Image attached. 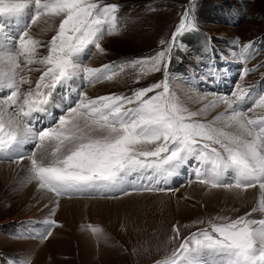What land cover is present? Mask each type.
Here are the masks:
<instances>
[{"label":"snow or ice","instance_id":"1","mask_svg":"<svg viewBox=\"0 0 264 264\" xmlns=\"http://www.w3.org/2000/svg\"><path fill=\"white\" fill-rule=\"evenodd\" d=\"M118 8L105 0H0V91L14 89L0 106V156L23 159V153L30 152L31 179L57 197L91 196L101 190L128 194L129 186L158 191L154 183H167L182 167L195 165L191 176L201 185L229 190L258 187L264 212V117H249L253 108L243 107L254 100L251 93L241 89L219 96L227 106L220 114L223 128L216 126L220 116L196 119L198 112L175 102L169 79L171 55L165 60L171 44L120 66L121 71L130 66L140 67L141 73L144 67L162 73L152 85L130 95L96 98L80 90V81L94 84L117 75L108 72L109 65H83V57L91 46L106 52L101 41L113 33ZM42 17L58 18V28L43 44L28 31L30 23ZM196 29L194 13L189 18L186 10L171 38L183 43V35ZM39 47L47 51L38 61L45 70L35 88L22 93L20 85L32 81L19 73L37 63ZM74 80L77 83L70 85ZM255 106L264 107V95L254 100ZM54 107L60 109L58 119ZM144 145L153 147L144 150ZM46 149H50L47 158L38 156V150ZM256 210L236 218L216 217L210 228L184 237L164 264H203L200 256L205 250L217 257L218 264H264V218H247ZM173 232L179 236L175 225Z\"/></svg>","mask_w":264,"mask_h":264},{"label":"rangeland","instance_id":"2","mask_svg":"<svg viewBox=\"0 0 264 264\" xmlns=\"http://www.w3.org/2000/svg\"><path fill=\"white\" fill-rule=\"evenodd\" d=\"M105 2L119 6L116 27L101 41L106 52L100 53L91 46L83 57V65L94 68L109 65L108 72L117 75L94 84L81 82L80 90L90 98L113 93L130 95L132 90L146 88L160 80L162 73L149 67H144L141 73L140 67L125 66L121 71L120 66L136 58L152 56L169 44L172 51L166 53L165 60L171 55L169 79L175 102L189 112H198L196 119L211 121L220 116L216 126L223 128L224 117L220 114L225 112L226 106L218 108L223 104L219 102L220 95L241 89L251 93L254 100L264 95V0ZM186 10L189 18L194 13L197 29L184 34L183 43L180 38L173 41L171 34ZM23 23L21 21L20 26ZM56 28L58 18L42 17L30 23L28 31L43 44ZM162 40L167 44H161ZM45 55L46 48L39 47L35 57L37 63L24 66L19 73L32 81L31 85H20L22 93L29 87L35 88V81L45 70L38 61ZM144 63L147 65L151 61ZM12 90L0 92V97L6 100ZM153 94L148 93L149 96ZM254 100L243 106L253 108L248 116L264 117V107H254ZM1 101L0 105L4 104V100ZM56 111L58 119L60 110ZM152 147L143 146L144 150ZM49 150L42 153L38 150V156L47 158ZM24 154L31 173V153ZM16 160L15 156H0V163H18L21 159ZM194 167H182L178 170L180 174L167 183H154V188L161 189L158 191L133 190L129 186L128 194H104L101 190L91 196L57 197L52 193L65 201L102 197L100 201L89 203H67L64 208L52 197H42L40 191H34L32 174L20 180L19 175L11 173L0 179V264H164L184 237L198 229L210 228V222L218 216L236 218L256 208L247 218H264L259 215L264 212L260 211L258 188L213 189L191 176ZM139 183L137 181L135 187L138 188ZM231 191L236 194L229 204L227 198ZM241 195L243 201H239ZM173 225L179 229V236L173 232ZM211 256L213 254H202L200 259L213 263Z\"/></svg>","mask_w":264,"mask_h":264},{"label":"bare ground","instance_id":"3","mask_svg":"<svg viewBox=\"0 0 264 264\" xmlns=\"http://www.w3.org/2000/svg\"><path fill=\"white\" fill-rule=\"evenodd\" d=\"M6 20H7V18H5ZM23 21V20H22ZM20 24H21V21L19 22V26H20ZM12 27H13V30H16V28H17V25L16 24H13L12 25ZM5 71H7L6 69H5ZM80 82H83V81H80ZM69 84L70 85H75L76 84V80H74V81H70L69 82ZM5 90H7V89H5ZM0 92H2V91H0ZM210 98V97H209ZM211 98H213V96H211ZM1 100H5V99H0V101ZM3 101H1L0 103H2ZM2 106H3V104H1ZM0 105V106H1ZM226 105L225 104H222V106H220L219 105V109L220 108H222V107H225ZM226 108H227V106H226ZM223 109V108H222ZM52 111H54V112H58V111H56V110H60L58 107H54L53 109H51ZM34 115H38V114H34ZM221 123H223V125H224V119L222 120V122ZM222 125V124H221ZM228 129H231L232 131H235V129L234 128H228ZM16 155H18V154H16ZM23 156H25V154L23 153ZM18 160H20V159H17L16 161H18ZM29 164H28V161H27V159L25 158V157H23V159H21L18 163H9V162H2V163H0V179H3V177H5V176H7V175H10L11 173H16L17 175H19L20 176V180L22 179V180H24V178H30V172L28 171L29 170V166H28ZM33 189H34V191L36 190H38V191H40L39 193L41 194V196L42 197H45V195L46 196H49V197H52L53 198V200L54 201H56V202H58V203H61L62 204V206H63V208L65 207V204H67V203H78V202H94L95 200L96 201H100V200H102V197H99L98 199L97 198H85V199H83L82 198V200H80L79 198H76V199H67L66 201L65 200H60V199H58V198H55L53 195H52V193L51 192H49V191H47L46 189H41L40 187H39V185H38V182L37 181H33V183H32V186H31ZM205 188V187H204ZM258 188V187H257ZM210 189V188H209ZM208 192H209V190H208ZM258 192H259V189H258ZM234 194H236V192H234V191H231V194H229V197L227 198L228 199V203L230 204V201H232L233 199H234ZM214 197V196H213ZM239 197H240V199H239ZM238 198H237V200L239 199V201L240 200H244L243 199V196L241 195V196H239ZM51 200V199H50ZM235 200V199H234ZM108 201H110V200H108ZM42 204H44L43 202H42ZM259 215L260 216H264L263 214H261V213H259ZM36 219H41L40 217H38V216H36L35 217ZM215 255L213 254V256H211L210 257V260H212V259H214L213 261V264H216L217 263V261L215 260Z\"/></svg>","mask_w":264,"mask_h":264},{"label":"trees","instance_id":"4","mask_svg":"<svg viewBox=\"0 0 264 264\" xmlns=\"http://www.w3.org/2000/svg\"><path fill=\"white\" fill-rule=\"evenodd\" d=\"M214 38H216V39L218 40V38H217V37H214Z\"/></svg>","mask_w":264,"mask_h":264}]
</instances>
